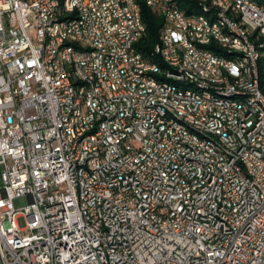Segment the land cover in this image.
I'll use <instances>...</instances> for the list:
<instances>
[{"label":"built area","instance_id":"1","mask_svg":"<svg viewBox=\"0 0 264 264\" xmlns=\"http://www.w3.org/2000/svg\"><path fill=\"white\" fill-rule=\"evenodd\" d=\"M139 1L164 16L168 31L160 32L168 35L172 53L184 42L209 69L234 66L205 55L219 36L213 23L179 17L159 0ZM238 1L264 25L258 7ZM92 2L104 17L85 15L82 7L81 21L67 30L94 44V51L80 56L88 111L70 130L71 87L58 62L67 43L56 50L52 42V1L0 0L2 264H264V131L261 138L238 140L249 108L213 97L172 93L164 99L167 90L151 80L155 67L134 53L133 43L144 35L134 29L129 0ZM96 41H115L117 54L101 61L105 49L96 48ZM169 64L181 70V62ZM114 73H121V81H114ZM254 76L249 90H255ZM167 100H174L173 115L175 101L193 106V113L213 124V140L226 134L220 142L224 155L173 132L161 118ZM117 111H124V119H117ZM223 116H231V123H223ZM96 123H103V131H96ZM186 123L195 124L188 118ZM119 126L145 139L147 149H129ZM245 142H252V151H245ZM199 149H207V157H199ZM194 160H202L203 170L194 169ZM215 160H223V168H214ZM238 163L246 164L243 178L231 175ZM74 172H82L89 185L86 211L77 209ZM214 172H221L219 188L202 186ZM185 190H192V198L183 199ZM22 196L28 204L17 209L13 199ZM19 217L25 218L23 227ZM87 221H95L96 231L87 230ZM226 225H233L234 234H225ZM105 242H113L112 251H104Z\"/></svg>","mask_w":264,"mask_h":264},{"label":"bare ground","instance_id":"2","mask_svg":"<svg viewBox=\"0 0 264 264\" xmlns=\"http://www.w3.org/2000/svg\"><path fill=\"white\" fill-rule=\"evenodd\" d=\"M51 1V14L56 27V32H52V42L56 45V50H64V44L67 43L65 51H59L58 54L59 66L67 74L73 100L66 111V119L69 121L70 130H77L80 112L88 111L89 105L88 90L85 88L84 76L80 72V56H87L88 51H94V44L77 32H70V35H67V30H73V21H81L83 9L85 15H92L93 11L96 17H104V10L95 7L92 0H82L83 9L78 5L77 0ZM196 1L199 3V11L195 14H188L181 9L176 0H159V3L174 8L179 17L191 16L195 19H203L205 23H213V31L219 36L211 39L212 47L205 48V55H215V61L234 64L237 71L234 66H224V69L205 67L200 55H193L192 58V51L184 42H177L178 53H172L166 32H160L157 50L151 55L138 50L137 43H133L134 53H137L141 63H149L155 67L156 72L151 73V80L167 90L163 91L164 99H172L174 93L197 99L213 97L219 102L244 103L249 110L242 116V131L238 132V140H248L251 136L261 138L264 131V25L256 23V18L251 17L243 1ZM129 2L134 29H140L145 35L146 25L142 18L140 1L129 0ZM247 2L264 13V0H247ZM161 17L164 19V16ZM229 21L234 23L235 27ZM161 31H168V23L163 24ZM96 48L105 49L101 50V61H108L110 55L117 54L115 41H96ZM153 56H156L157 60ZM253 56H255L254 61ZM178 62H181V70L180 67H172L169 64ZM169 72L172 76L160 75ZM252 75H255V90L247 89ZM114 81H121V73H114ZM170 107H174V100H167V106H161V118L165 123H172L173 132L182 131L189 139L210 147L215 155H224V147L220 142H226V134H217V140H213L208 135L214 133L213 124L210 121H202V115L193 113V106L184 105V101H175V115ZM186 118L188 122L195 124L186 123ZM117 119H124V111H117ZM223 123H231V116H223ZM96 131H103V123H96ZM119 136L129 143V149H147L145 139L134 136L127 126H119ZM245 151H252V142H245ZM199 157H207V149H199ZM214 168H223V160H215ZM194 169L203 170L202 160H194ZM245 174V163L231 167L232 177L243 178ZM220 182L221 172H214L210 178L202 179V186H210L211 183V188H219ZM74 184L77 209L86 211L89 185L82 172H74ZM176 189H183V182H176ZM190 198H192V190L183 191V199ZM87 230L96 231L95 221H87ZM225 234H234L233 225H226ZM112 249L113 242L104 243V251H112Z\"/></svg>","mask_w":264,"mask_h":264},{"label":"trees","instance_id":"3","mask_svg":"<svg viewBox=\"0 0 264 264\" xmlns=\"http://www.w3.org/2000/svg\"><path fill=\"white\" fill-rule=\"evenodd\" d=\"M179 7L185 10L188 14H195L199 11V3L196 0H176ZM141 13L143 21L146 25V34L137 43L138 50L144 54L151 55L156 44L159 42L160 31L164 24V19L160 14L153 11L146 4L141 5ZM157 60L156 56H153Z\"/></svg>","mask_w":264,"mask_h":264},{"label":"rangeland","instance_id":"4","mask_svg":"<svg viewBox=\"0 0 264 264\" xmlns=\"http://www.w3.org/2000/svg\"><path fill=\"white\" fill-rule=\"evenodd\" d=\"M1 174H2V166L0 165V188L3 187V182L1 180ZM28 204V198L26 196L22 197H17L13 199V205L15 208L19 209L25 205ZM18 224L23 227L26 224L25 218L24 217H19L18 218Z\"/></svg>","mask_w":264,"mask_h":264},{"label":"water","instance_id":"5","mask_svg":"<svg viewBox=\"0 0 264 264\" xmlns=\"http://www.w3.org/2000/svg\"><path fill=\"white\" fill-rule=\"evenodd\" d=\"M0 264H2L1 259H0Z\"/></svg>","mask_w":264,"mask_h":264}]
</instances>
